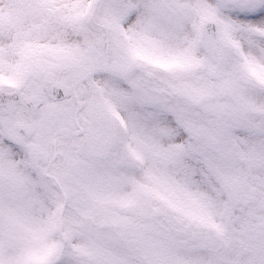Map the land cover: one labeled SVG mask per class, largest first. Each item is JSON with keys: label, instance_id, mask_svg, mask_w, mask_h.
Wrapping results in <instances>:
<instances>
[{"label": "snow or ice", "instance_id": "snow-or-ice-1", "mask_svg": "<svg viewBox=\"0 0 264 264\" xmlns=\"http://www.w3.org/2000/svg\"><path fill=\"white\" fill-rule=\"evenodd\" d=\"M0 264H264V0H0Z\"/></svg>", "mask_w": 264, "mask_h": 264}]
</instances>
